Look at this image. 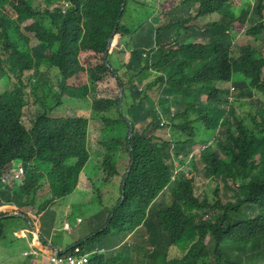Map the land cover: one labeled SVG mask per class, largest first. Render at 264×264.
<instances>
[{"label":"trees","instance_id":"obj_1","mask_svg":"<svg viewBox=\"0 0 264 264\" xmlns=\"http://www.w3.org/2000/svg\"><path fill=\"white\" fill-rule=\"evenodd\" d=\"M155 1L0 0V238L24 208L114 182L106 221L77 242L103 249L89 264H264V41L235 45L234 28L261 40L264 2L249 23L234 0ZM64 99L92 116H51ZM140 227L146 242L128 244Z\"/></svg>","mask_w":264,"mask_h":264},{"label":"rangeland","instance_id":"obj_2","mask_svg":"<svg viewBox=\"0 0 264 264\" xmlns=\"http://www.w3.org/2000/svg\"><path fill=\"white\" fill-rule=\"evenodd\" d=\"M169 0H163L162 4ZM236 4H242V7L247 11L249 15V23L251 19L250 11L252 10L256 0H234ZM264 2V0H263ZM163 9H166L165 5H162ZM152 5L157 8V3L153 0ZM251 5V7H250ZM142 13L144 8L141 7ZM135 12L130 11L131 18L135 16ZM217 15H213L212 18H216ZM248 25V21H246ZM239 26L238 23L234 25L237 35L235 36V45L242 46L244 44H250L252 47L259 49L262 42L264 41V34L261 40L256 41L251 35H247L246 27H236ZM243 29L242 31H240ZM250 40V41H247ZM36 41H33V43ZM237 43V44H236ZM45 70V67L42 68ZM230 84V83H229ZM54 89H58L54 85ZM234 98L237 96V105L245 110L238 109L241 112L253 111L254 107L248 104L242 106V103L238 99V94H236V89L233 90ZM34 100V98L32 99ZM248 100L247 102H250ZM151 104V103H150ZM149 104V105H150ZM91 102L85 99H64L62 103L51 110L49 114L51 116H64L69 114H83L92 116L91 112ZM35 111V105L30 108V112L25 114L24 121L29 124L30 116ZM30 115V116H28ZM164 136L170 134V129L165 128L160 131ZM196 149V148H195ZM194 149V150H195ZM214 187L217 185L216 182H211ZM106 185V183L104 184ZM103 184L98 185V188L102 187ZM110 191L105 194L104 197L100 198L98 192L95 190L93 192L85 190L84 187L76 189L70 195H66L59 198L53 205L49 206L44 210L39 216H35L34 212L29 208H24L23 212L27 214L24 217H14L7 219L9 222L3 234L0 238V264H50L45 253L42 251V246L38 245L30 240V234L40 233L43 237L47 239L50 243L55 246L62 247L65 249L80 240H87L88 236L93 234L95 230L99 227L103 221H106L107 217L104 216L106 208L112 209L114 206V200L119 194V189L116 188L114 182L109 185ZM211 193V191H210ZM212 194V193H211ZM233 192H230L231 197ZM34 222V225L32 223ZM106 226V225H105ZM104 226V227H105ZM33 227L35 230H33ZM100 228L99 230H102ZM133 234L128 235L125 240L128 244H139L146 240L143 238L145 231L143 228H137ZM112 235L107 234L100 238V243L109 244L111 243ZM116 236L113 238V241ZM34 240V239H33ZM195 241L190 238H185L177 242L176 246H171L169 250V255L171 257H179L186 251L192 243ZM143 244V243H142ZM37 249V251H35ZM209 249L213 250V243L210 242ZM144 251H141V254ZM233 253H231L232 255ZM213 262L215 257H212ZM151 260L146 261L144 264H149ZM153 264V262H151Z\"/></svg>","mask_w":264,"mask_h":264},{"label":"built area","instance_id":"obj_3","mask_svg":"<svg viewBox=\"0 0 264 264\" xmlns=\"http://www.w3.org/2000/svg\"><path fill=\"white\" fill-rule=\"evenodd\" d=\"M25 172L23 166H19L12 172L14 178L21 177ZM11 174V175H12ZM6 181L5 178H2ZM51 264H89L90 252L86 251L83 245H72L69 250L65 252L55 251L49 256Z\"/></svg>","mask_w":264,"mask_h":264},{"label":"clouds","instance_id":"obj_4","mask_svg":"<svg viewBox=\"0 0 264 264\" xmlns=\"http://www.w3.org/2000/svg\"><path fill=\"white\" fill-rule=\"evenodd\" d=\"M112 35H113V37H112ZM111 37H112V42H113V39H114V32L111 34L110 38H111ZM110 38H109V39H110ZM109 39H108V45H109ZM112 42H111V44H110L109 47H108V45H107V51H106L107 53H108V50L110 49V47H111V45H112ZM106 52H105V53H106ZM146 56H147V53H144V57H146ZM104 58H105V54H104ZM105 59L107 60L108 64H107L106 62H105V63H106L108 66H110V63H109L108 58H107V55H106V58H105ZM105 59H104V61H105ZM179 157H182V155H180ZM189 160H190V158H189ZM19 166H23V165H19ZM19 166H15V167L18 168ZM23 167H24V166H23ZM16 168H15L14 170H16ZM24 168H25V167H24ZM14 170H13V172H14ZM25 171H26V169H25ZM24 174H25V172H24ZM24 174H23V175H24ZM23 175H22V176H23ZM22 176H21V177H22ZM21 177H19V178H21ZM2 178H3V177H1L2 182H3V183H6V181H4ZM19 178H17V179H19ZM10 179L12 180V179H16V178H14V177H13V174H12L11 177H10ZM17 213L20 214L19 212H16V213L14 212V213H11V214H9V215H14V214H17ZM33 230H35L34 227H33ZM35 234H36V233H35ZM38 234H39V233H38ZM38 234H37V235H38ZM30 240H31V239H30ZM31 241H32V240H31ZM75 244L83 245V244H80V243H74V244H72V245H75ZM72 245H71V246H72ZM71 246H70V247H71ZM70 247H69V248H70ZM83 247H84V246H83ZM69 248L66 249V250H62V249L54 248L53 251H52V253L55 252V251L65 252V251L69 250ZM101 250H103V249H99L98 247H96L95 249H88V250H86V251H89V252H90V259H91V255H92V254H95V253H97V252H99V251H101ZM52 253H51V254H52ZM49 256H50V255H49ZM49 261H50V260H49Z\"/></svg>","mask_w":264,"mask_h":264},{"label":"crops","instance_id":"obj_5","mask_svg":"<svg viewBox=\"0 0 264 264\" xmlns=\"http://www.w3.org/2000/svg\"><path fill=\"white\" fill-rule=\"evenodd\" d=\"M29 237L31 239V236L30 235H29ZM46 241H47V239L44 238L43 239V242L44 243H41L40 242L38 245H41L42 246V250H43L42 252L46 254V256L48 258V261H49V255L52 253V251H53L54 248L58 247L59 249L66 250V249H68L70 247V246H68L65 249H63L62 247L55 246L53 243L48 244L49 242H46ZM32 242L36 243L35 241H32ZM35 251H37V249H35ZM49 263H50V261H49Z\"/></svg>","mask_w":264,"mask_h":264},{"label":"water","instance_id":"obj_6","mask_svg":"<svg viewBox=\"0 0 264 264\" xmlns=\"http://www.w3.org/2000/svg\"><path fill=\"white\" fill-rule=\"evenodd\" d=\"M112 37H113V35H112ZM112 37L109 39V45H108V47L110 46V44H111V42H112ZM106 55H107V52L105 53V58H106ZM105 62L108 64V62H107V60L105 59ZM121 96H122V94H121ZM126 119H127V121L131 124V120L129 119V118H127L126 117ZM133 135V126H132V124H131V129H130V136H132ZM127 172H129V170H127ZM127 174H126V176H125V179L127 178ZM124 185H125V180H124V182H123V187H124ZM122 187V189H124ZM57 249H59L58 247H56Z\"/></svg>","mask_w":264,"mask_h":264}]
</instances>
